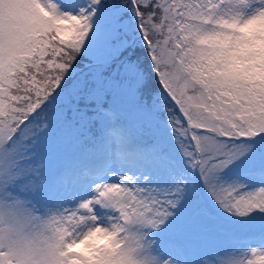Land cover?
Wrapping results in <instances>:
<instances>
[{"label": "snow or ice", "instance_id": "6c2138e0", "mask_svg": "<svg viewBox=\"0 0 264 264\" xmlns=\"http://www.w3.org/2000/svg\"><path fill=\"white\" fill-rule=\"evenodd\" d=\"M0 264H264V0H0Z\"/></svg>", "mask_w": 264, "mask_h": 264}]
</instances>
